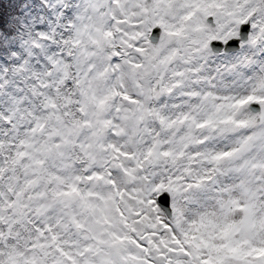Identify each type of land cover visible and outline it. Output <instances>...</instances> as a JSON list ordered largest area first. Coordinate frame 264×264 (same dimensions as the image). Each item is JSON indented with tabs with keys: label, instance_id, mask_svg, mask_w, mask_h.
I'll return each instance as SVG.
<instances>
[{
	"label": "snow or ice",
	"instance_id": "obj_1",
	"mask_svg": "<svg viewBox=\"0 0 264 264\" xmlns=\"http://www.w3.org/2000/svg\"><path fill=\"white\" fill-rule=\"evenodd\" d=\"M0 264H264V0H0Z\"/></svg>",
	"mask_w": 264,
	"mask_h": 264
}]
</instances>
